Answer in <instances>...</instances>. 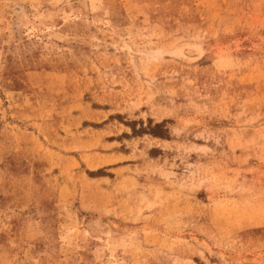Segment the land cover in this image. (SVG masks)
Segmentation results:
<instances>
[{"label":"rangeland","instance_id":"rangeland-1","mask_svg":"<svg viewBox=\"0 0 264 264\" xmlns=\"http://www.w3.org/2000/svg\"><path fill=\"white\" fill-rule=\"evenodd\" d=\"M0 264H264V0H0Z\"/></svg>","mask_w":264,"mask_h":264},{"label":"bare ground","instance_id":"bare-ground-1","mask_svg":"<svg viewBox=\"0 0 264 264\" xmlns=\"http://www.w3.org/2000/svg\"><path fill=\"white\" fill-rule=\"evenodd\" d=\"M177 51H178L179 53H181V54L184 53V50H183L182 48H178Z\"/></svg>","mask_w":264,"mask_h":264}]
</instances>
